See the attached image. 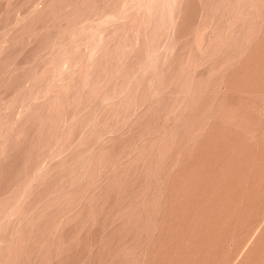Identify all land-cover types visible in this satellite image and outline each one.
Wrapping results in <instances>:
<instances>
[{
    "label": "rangeland",
    "instance_id": "rangeland-1",
    "mask_svg": "<svg viewBox=\"0 0 264 264\" xmlns=\"http://www.w3.org/2000/svg\"><path fill=\"white\" fill-rule=\"evenodd\" d=\"M0 264H264V0H0Z\"/></svg>",
    "mask_w": 264,
    "mask_h": 264
}]
</instances>
